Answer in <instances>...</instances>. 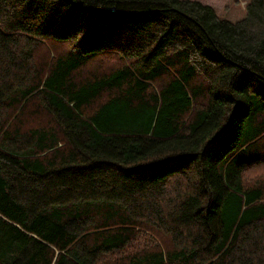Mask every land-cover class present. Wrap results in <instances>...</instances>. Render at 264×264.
Here are the masks:
<instances>
[{
	"label": "trees",
	"instance_id": "trees-1",
	"mask_svg": "<svg viewBox=\"0 0 264 264\" xmlns=\"http://www.w3.org/2000/svg\"><path fill=\"white\" fill-rule=\"evenodd\" d=\"M245 1L0 0V264H264Z\"/></svg>",
	"mask_w": 264,
	"mask_h": 264
},
{
	"label": "rangeland",
	"instance_id": "rangeland-1",
	"mask_svg": "<svg viewBox=\"0 0 264 264\" xmlns=\"http://www.w3.org/2000/svg\"><path fill=\"white\" fill-rule=\"evenodd\" d=\"M198 1L202 2L203 4H207L209 6L214 7L220 13V15H224V14L228 15L227 11L231 12L230 19H234V20L239 16H241L240 12L242 10L240 9L244 10L246 3L245 0H238L235 3L234 2L232 3L231 0H198ZM225 9L227 11H225ZM252 176L253 175H251V177Z\"/></svg>",
	"mask_w": 264,
	"mask_h": 264
},
{
	"label": "crops",
	"instance_id": "crops-1",
	"mask_svg": "<svg viewBox=\"0 0 264 264\" xmlns=\"http://www.w3.org/2000/svg\"><path fill=\"white\" fill-rule=\"evenodd\" d=\"M198 1V0H197ZM202 3V2H201ZM207 5V4H206Z\"/></svg>",
	"mask_w": 264,
	"mask_h": 264
}]
</instances>
